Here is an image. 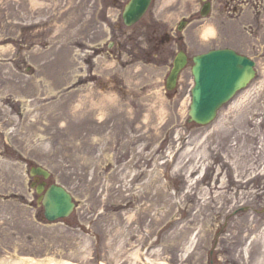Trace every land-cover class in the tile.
Masks as SVG:
<instances>
[{
  "label": "rangeland",
  "instance_id": "rangeland-1",
  "mask_svg": "<svg viewBox=\"0 0 264 264\" xmlns=\"http://www.w3.org/2000/svg\"><path fill=\"white\" fill-rule=\"evenodd\" d=\"M128 1L0 0V264H222L232 210L244 208L249 231L257 229L259 177L232 186L220 214L202 208L230 186V170L215 158L236 139L249 135L256 148L240 168L243 178L264 174V0H212L207 18L200 0H153L133 27L122 19ZM183 20L189 24L179 32ZM211 26L215 36L204 40ZM218 48L253 59L257 76L212 125L189 124L192 58ZM181 50L189 64L169 92ZM84 89L95 94L83 100ZM140 156L149 160H141L146 174L127 191L126 165ZM36 166L71 192L70 217L45 220L29 176ZM123 197L133 204L105 208ZM186 233L196 242L181 261Z\"/></svg>",
  "mask_w": 264,
  "mask_h": 264
},
{
  "label": "water",
  "instance_id": "water-1",
  "mask_svg": "<svg viewBox=\"0 0 264 264\" xmlns=\"http://www.w3.org/2000/svg\"><path fill=\"white\" fill-rule=\"evenodd\" d=\"M151 2L152 0H130L123 12L124 23L127 26L137 23L147 12ZM210 10V4L206 3L202 15L206 16ZM194 63L196 86L193 91L190 121L207 125L216 118L217 111L254 78L255 63L230 50L212 51L196 57ZM186 64V56L180 53L174 61L167 81L169 91L175 88L178 76ZM31 175L43 176L45 179L50 177V174L40 167L33 168ZM43 187L44 185L39 187V193L43 191ZM40 202L43 203L45 217L50 222L68 217L75 207L71 195L57 185H52L45 196L40 198Z\"/></svg>",
  "mask_w": 264,
  "mask_h": 264
},
{
  "label": "bare ground",
  "instance_id": "bare-ground-1",
  "mask_svg": "<svg viewBox=\"0 0 264 264\" xmlns=\"http://www.w3.org/2000/svg\"><path fill=\"white\" fill-rule=\"evenodd\" d=\"M215 29L211 26L209 28H207L206 30H204V33H203V39H211L215 36ZM60 77V74L57 75V78L59 79ZM80 79H84L83 76H80ZM82 97H83V100L88 96L89 97H92L95 93L90 90V92L87 94L86 92V89H84L83 91H80ZM84 93H86V95H84ZM244 129V127L242 128ZM251 133L254 134V131L251 130L249 131ZM246 138H248L247 140H243V139H236V143L232 144V146H229L227 152L228 154L224 157L222 156V151H216V161L219 162V163H222V168H227L228 170H230V177H232V180H230V186H227V187H223V190L221 193H219L217 195V198H212L209 202L207 200H205V205L203 206L202 209H212V210H217V212H219V214L222 212L223 210V207H224V199H226V201L228 202L229 201V198H226V195L229 194V191H231V187H235V189H240L242 187H244V184H252L254 182V177L256 179H258V177L260 179H264V174H259V175H256V176H253L251 179H249L250 176H246L244 175V178H243V174L240 172V168L242 167V165L244 164L245 165V162L248 160V158H250L251 156H254L256 153H255V150L256 148L254 147V139L251 138L249 135H246ZM229 140V139H227ZM244 141V143H242V141ZM118 141V139H117ZM138 139L134 140V142H137ZM140 141V140H139ZM119 142V141H118ZM126 151L125 152H122V153H116V156H115V159H114V165L115 164H118L120 163L124 158H126L125 156L129 153L128 152V149L125 147L124 148ZM244 149H247V152L244 150ZM257 149H259L257 147ZM232 154L233 157L230 155ZM219 158H221L222 160L219 161ZM231 158H233V161L231 160ZM141 160H144L143 163H145L144 165L148 164L149 163V160H146V159H142L141 156L137 159V157H135L134 159H132L126 166H131L130 168L132 169L131 171V182L129 183V188L127 191H130L133 184L136 183L142 176H144L146 174L145 170H141L140 168L143 167V163ZM229 163H232V164H229ZM139 169V170H138ZM194 171H197L198 168L194 167L193 168ZM235 171L234 175H233V172ZM255 173V172H254ZM253 174V173H252ZM243 178L244 180L245 179H249L248 181H241V179ZM198 188V182H196L194 184V187L192 188V191H196ZM234 190V189H232ZM161 194H162V191H161ZM226 194V195H225ZM241 195V194H238V196ZM162 196H167V193L166 192H163ZM195 196V194H194ZM257 196V195H256ZM94 198H97V197H94ZM128 198H125L123 197V199L121 200V202L119 203H112V204H106V209L107 210H110V211H118V210H121L123 209L124 207H127V206H131L133 204V201L131 202H127ZM214 202V203H213ZM227 202H225V206H227ZM213 204H219V207L216 206L214 207ZM234 206V205H233ZM169 225H167L166 227L168 228ZM192 226V224L190 225V227ZM234 229V227H232ZM183 233H185L183 231ZM233 236V239H235L234 237V233H232L230 235V237ZM230 237H227L226 240H229ZM180 239L179 235L175 236L173 238V241L175 242H178ZM225 240V241H226ZM186 242V243H185ZM196 242V239L194 238L193 235L191 234H185L182 236V240H180L178 243L180 247H182V249L179 248V251H178V256L180 257L181 254H184L185 255V258L184 257H181V258H178V259H184V260H181V261H186L189 257L187 258V254L189 253L190 254V247L193 245L194 246V243ZM191 254L193 255V252H191ZM18 263H21V264H58L54 261L50 262V263H47V262H41V261H37V260H30L28 261L27 263H24V261H20V262H16V264ZM65 264H70V263H65ZM102 264H105V263H102Z\"/></svg>",
  "mask_w": 264,
  "mask_h": 264
},
{
  "label": "flooded vegetation",
  "instance_id": "flooded-vegetation-1",
  "mask_svg": "<svg viewBox=\"0 0 264 264\" xmlns=\"http://www.w3.org/2000/svg\"><path fill=\"white\" fill-rule=\"evenodd\" d=\"M255 202L258 210L252 214L259 218V224H253L257 229L249 231V217L244 215L245 209L235 212L234 229L226 223L225 228L233 229L235 239L233 244L230 241L224 244L222 264H264V198H257ZM225 234L231 235L230 232Z\"/></svg>",
  "mask_w": 264,
  "mask_h": 264
}]
</instances>
